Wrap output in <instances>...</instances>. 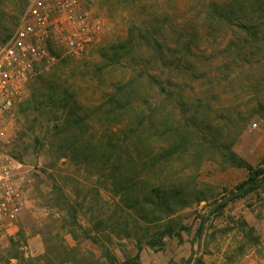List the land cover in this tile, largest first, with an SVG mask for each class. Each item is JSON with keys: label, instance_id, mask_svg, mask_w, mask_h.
Returning a JSON list of instances; mask_svg holds the SVG:
<instances>
[{"label": "trees", "instance_id": "16d2710c", "mask_svg": "<svg viewBox=\"0 0 264 264\" xmlns=\"http://www.w3.org/2000/svg\"><path fill=\"white\" fill-rule=\"evenodd\" d=\"M137 1L99 2L115 12L134 10L140 7ZM168 17L159 14L160 23L150 28L136 19L127 21L123 36L102 39L89 57L78 59L56 49L58 62L30 79L17 113L23 131L46 151L48 168L67 161L96 175L97 183L109 186L115 196L110 203L98 191L94 194L83 175L72 178L74 191L82 194L73 198L55 180L52 191L42 194L44 205L60 213L37 232L43 253L29 255L27 239L19 234L0 251V264H138L143 246L159 251L167 238L180 243L182 232L189 230L180 211L205 200L200 146L218 150L230 166L247 169L239 189L250 192L264 185V168H253L230 149L231 132L222 139L208 138L213 124L198 118L195 104H209V96L200 99L193 84L199 71L208 84H216L223 79L221 68L257 62L254 52L264 49V0H209L170 26L178 31L174 29V38L156 36L170 25ZM208 49L224 57L214 64L202 56ZM208 215L201 218L198 234ZM58 229L67 231L75 244H68ZM128 239L134 240L137 253L119 262L110 246ZM83 241L99 246L102 254L81 249Z\"/></svg>", "mask_w": 264, "mask_h": 264}, {"label": "rangeland", "instance_id": "374dc122", "mask_svg": "<svg viewBox=\"0 0 264 264\" xmlns=\"http://www.w3.org/2000/svg\"><path fill=\"white\" fill-rule=\"evenodd\" d=\"M99 1L88 0L92 22L100 28L96 35L98 38L78 59L91 56V52H94L102 39L123 36L126 22L131 19H136L142 26L150 28L160 23L157 20L159 14L168 13L170 25L166 30L163 25L156 32V36L174 38L178 31L170 26H174L184 16L200 11L209 0H141L140 3L136 2L140 7H135L134 10L126 8L115 12H109V7L101 6ZM25 6L26 0H0V43L12 34ZM210 52H204L202 56H206L214 64L220 57H224L223 54L216 55L213 49ZM253 56L252 60L257 62L251 67L243 63V66H228L226 70L221 68L219 73L222 74L219 77L223 79L220 83L208 84L204 73L199 71L193 84L198 89L200 99L209 96L210 105L206 100H196L198 103L195 106L198 118L202 117L208 120L209 125L210 122L213 124L210 125L208 138L222 139L226 132H231L230 149L253 168H264V49L255 51ZM168 103L167 101V109ZM179 112L182 114L183 110L179 108ZM9 122L14 140L12 154L25 165L31 186L25 194V206L8 228L0 244V251L7 248L10 239H16L22 234L27 239V253L35 256L44 251L42 237L37 232L44 223L51 222L60 214L57 209L46 207L43 201V195L52 191L55 180L73 198L76 192L72 178L83 175L87 178L86 183L95 188L94 194L99 193L110 203L115 195L109 186L103 187L97 183L96 175L85 174L83 169H77V166L67 161L61 160L56 168H48L49 158L46 151L35 146L30 132L23 131L22 117L17 109ZM225 140L226 138L222 142ZM197 151L204 152L199 163V181L205 200L180 211L183 222L189 226V230L182 233L187 236L192 246L185 264H194L196 258V264H264V185L250 192L239 189V185L247 179V169L228 165L218 150L208 151L206 146H200ZM233 192H237L236 195L229 198ZM77 193L80 195L81 191ZM219 204L222 206L215 208ZM207 215L209 219L205 222L203 231L198 234L201 218ZM79 216L80 221L85 223L87 217L83 216V212ZM58 230L68 244H75L67 231ZM168 239L164 242L167 243ZM182 242L183 238L180 243ZM80 247L94 252L97 256L102 254L99 246L89 241H83ZM164 249L157 251L143 246L138 264H153L150 262L151 254L163 252ZM110 251L119 262H123L125 256L136 255L137 247L134 240L128 239L116 241L110 246Z\"/></svg>", "mask_w": 264, "mask_h": 264}, {"label": "built area", "instance_id": "2783aa9c", "mask_svg": "<svg viewBox=\"0 0 264 264\" xmlns=\"http://www.w3.org/2000/svg\"><path fill=\"white\" fill-rule=\"evenodd\" d=\"M88 0H26L18 23L0 43V244L23 210L31 183L12 154L10 118L26 98L29 80L62 55L79 57L97 40Z\"/></svg>", "mask_w": 264, "mask_h": 264}, {"label": "crops", "instance_id": "0c3cea01", "mask_svg": "<svg viewBox=\"0 0 264 264\" xmlns=\"http://www.w3.org/2000/svg\"><path fill=\"white\" fill-rule=\"evenodd\" d=\"M182 238V243H179L176 238H169L167 243H165L163 252H151L150 262L153 264H185V261L190 255L192 246L190 240L187 239L184 233H182ZM143 255L144 254H141V256Z\"/></svg>", "mask_w": 264, "mask_h": 264}, {"label": "water", "instance_id": "95a60500", "mask_svg": "<svg viewBox=\"0 0 264 264\" xmlns=\"http://www.w3.org/2000/svg\"><path fill=\"white\" fill-rule=\"evenodd\" d=\"M236 193H237V192H233V193H232V194L229 196V198H230V197H233L234 195H236ZM205 222H206V220L204 221V223H205ZM197 260H198V259L196 258V260H195L194 264H196V263H197Z\"/></svg>", "mask_w": 264, "mask_h": 264}]
</instances>
